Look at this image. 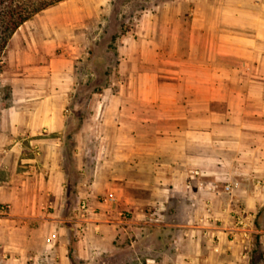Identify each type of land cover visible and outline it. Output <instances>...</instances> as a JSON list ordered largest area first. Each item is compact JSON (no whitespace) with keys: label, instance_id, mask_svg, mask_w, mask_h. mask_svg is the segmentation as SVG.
<instances>
[{"label":"crops","instance_id":"crops-1","mask_svg":"<svg viewBox=\"0 0 264 264\" xmlns=\"http://www.w3.org/2000/svg\"><path fill=\"white\" fill-rule=\"evenodd\" d=\"M45 32L20 46L21 68L73 35ZM122 42L109 81L120 87L85 105L73 102L67 54L32 64L36 81H12L13 103L0 108V264H71V252L90 264H264L254 183L264 178V0L153 1ZM243 209L247 258L231 242Z\"/></svg>","mask_w":264,"mask_h":264},{"label":"rangeland","instance_id":"rangeland-1","mask_svg":"<svg viewBox=\"0 0 264 264\" xmlns=\"http://www.w3.org/2000/svg\"><path fill=\"white\" fill-rule=\"evenodd\" d=\"M153 1L161 0H64L33 16L19 27L14 40L10 39L7 47L0 52V108L13 103V80L22 78L25 82V73H30L35 80L38 72L32 64L63 54L73 57L78 72L77 84L72 92L75 94L73 102L78 101L85 105L93 91H103L107 86L117 90L120 85H110L109 81L118 74L123 35L127 31H133L137 16L143 9L151 7ZM62 6L66 8L65 12L59 10ZM45 31H73V35L66 38L67 42L56 37L55 45L46 46L45 49L48 50L38 53L37 57L31 56L30 67L21 68L18 52L20 46L30 42L35 48V42L42 41L43 36H46ZM41 78L45 81L46 77L42 75ZM22 86L23 83L18 84L21 91ZM70 141L72 139L69 136L66 165L74 177L79 170L73 158ZM153 236L152 230H146L147 245L151 243ZM70 255L71 264H90L89 260L73 252ZM115 264L119 262L115 261Z\"/></svg>","mask_w":264,"mask_h":264},{"label":"trees","instance_id":"trees-1","mask_svg":"<svg viewBox=\"0 0 264 264\" xmlns=\"http://www.w3.org/2000/svg\"><path fill=\"white\" fill-rule=\"evenodd\" d=\"M64 0H0V52L25 22Z\"/></svg>","mask_w":264,"mask_h":264},{"label":"built area","instance_id":"built-area-1","mask_svg":"<svg viewBox=\"0 0 264 264\" xmlns=\"http://www.w3.org/2000/svg\"><path fill=\"white\" fill-rule=\"evenodd\" d=\"M198 174V172H196ZM254 183L256 186L264 188V178H255ZM239 186V182L232 181L230 183H226L224 185V190L231 193L235 188ZM80 226L78 227L79 230H84L85 222H86V215L90 213L91 210L86 201L81 202L80 204ZM93 212V211H92ZM9 216V205L6 203H0V223L3 219L8 218ZM235 225L231 228L232 237L231 242H235L236 240H240L243 246L242 257L247 258L251 248L249 246V236L252 232L251 229V222L248 220L249 213H247L244 209L235 213ZM74 222V221H73ZM77 220H75V223ZM57 238V233H52L48 238V242H53Z\"/></svg>","mask_w":264,"mask_h":264}]
</instances>
